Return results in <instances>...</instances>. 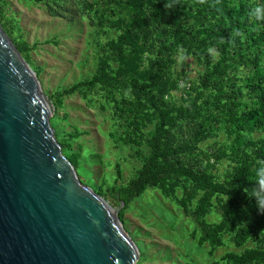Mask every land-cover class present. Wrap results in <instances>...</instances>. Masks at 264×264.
<instances>
[{
	"label": "rangeland",
	"instance_id": "rangeland-1",
	"mask_svg": "<svg viewBox=\"0 0 264 264\" xmlns=\"http://www.w3.org/2000/svg\"><path fill=\"white\" fill-rule=\"evenodd\" d=\"M90 1L97 4L88 5ZM128 1L135 3L136 0L112 3L106 0H1L10 22L7 27L17 29L9 33L4 20L1 22L4 30L13 42V37L22 35L30 47L28 59L19 51L36 71L51 99L54 107L51 122L57 139L66 153L81 152L76 166L80 179L115 208L120 203L112 196V187L126 185L150 154L146 141L134 142L138 138V126H132L127 120L131 114L127 109L135 105L134 96L138 92L147 95L136 102V107L142 111L151 108L156 113L159 77L169 74L178 88L161 98V102L180 109L189 105L187 97L192 84L200 82L198 89L204 92L200 110L194 116L178 111L167 131L171 143L184 148L169 156L167 162L180 161L196 172L209 166L212 174L223 181L236 164V156L225 148L231 138L229 126L212 122L213 133L201 138L196 136L208 113L221 112L225 96L217 92L219 80L228 81H225L227 90L240 88L245 94L249 91L251 72L250 66L242 62L230 66L227 75L220 79L218 74L208 75L212 63L234 61L237 52L234 46L222 45L228 39L219 33L221 24L215 26L218 19L206 11L211 0L203 4L197 0L185 3L178 0L180 8L195 12L201 23L216 31L212 30L214 38L209 41L211 53L202 56L185 53V40L176 37L178 26L170 17L157 15L155 1L139 0L144 6L137 12L126 6ZM261 5L264 6V0ZM118 18L127 22L140 19L133 27V34L141 40L139 47L134 48L127 39L120 43L124 63L110 50L119 37L114 24ZM184 19L187 27L192 26L194 18L186 15ZM191 35L190 32L188 36ZM166 53L169 59L164 65L162 57ZM238 61L241 62L240 58ZM98 70L107 79L102 85L86 95L80 91L64 93ZM153 124L142 126L141 132L150 131ZM252 136L263 137L264 131L258 129ZM186 191L194 193L189 208L182 204ZM203 194L192 181L175 177L130 201L122 220L139 248L137 264H224L228 252L264 250V214L260 211L252 214L253 229L243 244L235 242L233 229L220 234L214 249L208 241L202 242L201 236L221 220L219 199L215 195L208 212L200 217L196 215ZM238 197L244 204L250 199L247 192ZM250 264H264V258Z\"/></svg>",
	"mask_w": 264,
	"mask_h": 264
},
{
	"label": "trees",
	"instance_id": "trees-1",
	"mask_svg": "<svg viewBox=\"0 0 264 264\" xmlns=\"http://www.w3.org/2000/svg\"><path fill=\"white\" fill-rule=\"evenodd\" d=\"M118 0H106L112 3ZM158 5L156 10L157 15L168 16L173 23L178 26L177 36L185 40V53L189 56L196 54L199 56L208 55L211 53L209 49L210 38H214L211 26L200 22V18L195 12L180 8L178 0H168L173 4V7L168 9L165 7L167 0H152ZM182 3L187 0H180ZM96 1L88 2V5L95 6ZM131 5V6H130ZM5 4L0 0V21H4L6 29L9 33L16 31V27H7L10 24L5 11ZM126 6L132 8V11H139L143 8V3L136 0L135 3L128 1ZM261 5V0H211V5L207 8L212 16L218 19L220 35L228 39L222 45L236 47V60L221 61L218 60L212 63L208 69V75L218 74V78L227 75L228 68L233 64L244 63L250 66L251 72L247 83V93H243L240 88H232L227 90L228 81L219 80L217 92L224 94L225 100L221 103V112L211 111L205 116V123L199 131L197 138L204 137L215 131V126L212 124L224 123L229 126L231 138L225 144L227 151L236 156V164L233 170L229 171L223 181L212 174V170L207 166L202 172H196L190 169L180 161L167 162L169 156L180 153L184 148L175 147L167 138V131L173 124L177 112L188 113L195 115L197 110H200V100L204 95L198 86L200 82L192 84L188 93L187 101L189 105L177 109L173 105H165L161 102L166 94L178 88L176 80L169 74L165 77H159V85L157 87V112L153 113L151 108L140 110L136 104L138 100L147 97V95L138 92L134 96L135 105L131 106L127 111L131 113L127 120L132 126H138L134 139L136 144H142L146 141L150 147V154L145 158L143 164L137 169L135 174L126 185L113 186L111 189L112 196L119 202L123 200L125 207L121 209L119 215L124 218L125 209L130 201L141 196L149 188L165 184L170 178L184 177L194 184L198 185L204 192L202 200L196 209L198 217L205 215L210 207L213 196H217L221 208V220L210 227L204 235L201 236L202 242L208 241L214 249L219 242L220 234L226 229L235 230L234 240L237 244H243L249 237L253 229L252 214L259 211L254 198L248 200L247 204L242 203L238 197L241 193H251L252 188L257 181L256 169L260 166L259 162L264 161V136L254 138L253 132L261 129L264 131V20H256L248 15L249 11ZM187 7V6H186ZM205 9V7H204ZM203 9V10H204ZM202 10V11H203ZM186 15H190L194 20L192 26L187 27L184 23ZM140 19H134L127 22L122 18L114 20L116 28L119 30V37L116 42L110 47L111 53L115 56H120L124 63L120 43L128 40L134 48H138L141 41L139 36L133 34V27L138 24ZM9 23V24H8ZM191 36H188L189 33ZM238 33V34H234ZM22 35L13 37L15 45L28 59V51L30 47L22 40ZM217 41L218 39H213ZM168 53L164 55L162 63H165L169 57ZM240 58V61L238 59ZM161 63V64H162ZM222 71V72H221ZM221 72V73H219ZM208 76V77H209ZM214 78V77H213ZM208 79V78H207ZM107 79L103 71H97L91 78L81 80L71 87L64 90V93H73L80 91L84 95L99 84L102 85ZM226 81V82H225ZM194 90L196 91L194 94ZM198 90V91H197ZM132 102V103H133ZM130 103V105L132 104ZM154 122L150 131L141 132L142 126ZM62 144V143H61ZM63 152L68 159L77 166L79 164L81 152L73 151L66 153L62 144ZM220 158V157H219ZM120 173V170H118ZM194 193L186 191L182 204L185 207L190 206L193 200ZM264 241V237H263ZM264 258V250L259 248H249L241 253L228 252L224 256V264H250L256 260Z\"/></svg>",
	"mask_w": 264,
	"mask_h": 264
},
{
	"label": "water",
	"instance_id": "water-1",
	"mask_svg": "<svg viewBox=\"0 0 264 264\" xmlns=\"http://www.w3.org/2000/svg\"><path fill=\"white\" fill-rule=\"evenodd\" d=\"M36 71L0 21V264H137L119 212L83 183Z\"/></svg>",
	"mask_w": 264,
	"mask_h": 264
},
{
	"label": "clouds",
	"instance_id": "clouds-1",
	"mask_svg": "<svg viewBox=\"0 0 264 264\" xmlns=\"http://www.w3.org/2000/svg\"><path fill=\"white\" fill-rule=\"evenodd\" d=\"M197 2L203 4L206 0H197ZM165 7L170 9L173 7V4L167 0ZM248 15L256 20H264V6L255 7L249 11ZM259 164L260 166L256 169L257 181L255 186L252 188L250 194L247 189L245 191L251 198L255 199L259 211L264 214V161H260Z\"/></svg>",
	"mask_w": 264,
	"mask_h": 264
}]
</instances>
